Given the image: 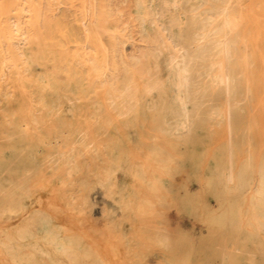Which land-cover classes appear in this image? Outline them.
<instances>
[{
    "label": "bare ground",
    "instance_id": "obj_1",
    "mask_svg": "<svg viewBox=\"0 0 264 264\" xmlns=\"http://www.w3.org/2000/svg\"><path fill=\"white\" fill-rule=\"evenodd\" d=\"M130 1L0 0V264H150L155 249L159 264H264V0ZM176 7L179 44L136 43L138 25ZM33 80L52 96L28 103ZM5 149L20 158L6 178ZM214 152L193 194L182 163ZM116 171L131 184L107 188L121 220L87 221V184ZM170 214L199 230L161 227Z\"/></svg>",
    "mask_w": 264,
    "mask_h": 264
},
{
    "label": "rangeland",
    "instance_id": "obj_2",
    "mask_svg": "<svg viewBox=\"0 0 264 264\" xmlns=\"http://www.w3.org/2000/svg\"><path fill=\"white\" fill-rule=\"evenodd\" d=\"M140 1L142 3L146 2V0H140ZM157 1L171 2L173 0H157ZM130 3L132 4V0L130 1ZM152 3L154 5L155 0H152ZM180 9H181L180 7H176L175 9L166 8L164 12L162 13V15L158 18V20L154 22L151 21L150 19H145L140 25L137 26V31H138L137 37H139V41H136V43L139 45H143L142 41H144L148 44H152L160 35H163L164 37H167L169 40H171L172 44H179L180 43V31L184 23V12L182 9L181 10ZM105 26L109 32L114 31V29H112L114 28V24L112 21H107L105 23ZM139 27L140 28L142 27V29H139ZM65 29L66 31H70V32H79L80 25L76 22L74 23L66 22ZM107 42L108 41L106 40V43ZM124 49L126 51L125 52L126 54L130 53L129 46L126 43H124ZM40 73H41L40 70H33L32 78ZM51 77L56 86H61L65 83V79L57 73H51ZM28 90H29V94H26L24 96L25 100L28 103H31V100H30L31 96L33 97L35 94H38V93L43 94L45 99H49L52 96L51 91L47 88H44L43 84L36 80L30 81L28 83ZM56 102L59 104H65L66 99L65 97L61 96L58 101L56 100ZM3 143H4L3 140L0 138V146H3ZM207 146H208L207 143H203L200 145H190L189 148L196 156H198L201 154V152H203L205 148H207ZM141 148H145V145H141ZM15 154L16 153H13L11 150H8V149H5L4 151H2L1 157L3 161V167H4V170L2 172V177L6 178L8 176V173L5 169L8 165L13 168H18L20 166V162H19L20 158ZM217 157H219V154L217 152H214L213 156L207 158L206 160L207 167H204V166L196 167L192 164L190 160H185L184 161L185 163L184 162L182 163L183 164L182 167L184 168L185 172L193 173V177L189 184V190L193 194H196L198 193V191H200L202 181L199 182V180L201 176L203 175L202 176L203 178L201 179L204 181L205 179L208 178L209 172L215 169ZM161 159L163 161H168L170 158L167 155H162ZM145 160H147V158L145 157L144 154H141L140 157L136 159L135 161L136 163H139V162H144ZM229 162H230L229 159L224 160L223 172L219 178L221 188H225L227 186L226 180L228 179L227 170L229 167ZM131 163H132V160H129L126 163L125 171H128V169L130 168L129 166H131ZM109 175H110V181H108L107 185H105L104 187L95 185L92 182H89L87 184L86 193L88 195L89 205L84 210V216L87 221L100 224L104 222V219L105 220L107 219L106 215H109V217H111L113 220H116V221L121 220V209L119 207H116V208L112 207L108 203L106 192H107V188L110 182H114L118 185L119 195L126 194L129 191V188L131 185L130 179H128L129 182H127V178H125L122 175L121 171L111 172ZM178 187L174 188V191L180 188ZM242 193L243 192H241V194ZM206 196H207L208 201H210V204L215 203V199H213L214 196L212 192H209ZM170 219L172 220H170L168 224L165 225V223L162 222L160 226L161 227L171 226L172 228L174 226V229L176 230V232H178L181 235H185V236H190L192 235L191 233L193 231L195 232L199 230V227L197 225H194L191 222L192 219L188 215H182L175 219V216L173 214H170ZM101 220L103 222H101ZM254 252H255V248L252 245H249L248 255H251V253H254ZM161 255L162 254L160 250L155 249V252L149 256L150 264H159L161 260ZM218 260H219L218 258L215 259L214 261L215 264H217Z\"/></svg>",
    "mask_w": 264,
    "mask_h": 264
}]
</instances>
